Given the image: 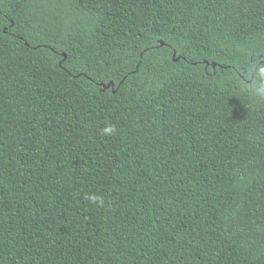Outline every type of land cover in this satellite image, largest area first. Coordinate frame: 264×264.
I'll return each instance as SVG.
<instances>
[{
    "label": "trees",
    "instance_id": "1",
    "mask_svg": "<svg viewBox=\"0 0 264 264\" xmlns=\"http://www.w3.org/2000/svg\"><path fill=\"white\" fill-rule=\"evenodd\" d=\"M261 84L264 0H0V264H264Z\"/></svg>",
    "mask_w": 264,
    "mask_h": 264
},
{
    "label": "clouds",
    "instance_id": "2",
    "mask_svg": "<svg viewBox=\"0 0 264 264\" xmlns=\"http://www.w3.org/2000/svg\"><path fill=\"white\" fill-rule=\"evenodd\" d=\"M255 94L257 96H259L260 98L264 99V84L259 85L256 89H255ZM116 131L115 126L109 124L106 127L103 128L102 130V134L103 135H111ZM88 199L95 203L98 204L99 206H103L104 205V198L103 196L96 194V193H92L89 195Z\"/></svg>",
    "mask_w": 264,
    "mask_h": 264
},
{
    "label": "water",
    "instance_id": "3",
    "mask_svg": "<svg viewBox=\"0 0 264 264\" xmlns=\"http://www.w3.org/2000/svg\"><path fill=\"white\" fill-rule=\"evenodd\" d=\"M165 44L163 41H161V45ZM174 60H176V57L174 56ZM213 66H216V63H213ZM111 84L107 85L110 86Z\"/></svg>",
    "mask_w": 264,
    "mask_h": 264
}]
</instances>
